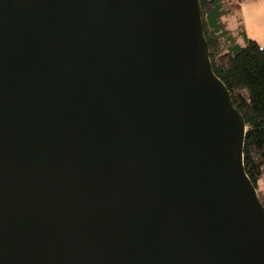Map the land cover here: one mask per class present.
Returning <instances> with one entry per match:
<instances>
[{
  "label": "water",
  "instance_id": "water-1",
  "mask_svg": "<svg viewBox=\"0 0 264 264\" xmlns=\"http://www.w3.org/2000/svg\"><path fill=\"white\" fill-rule=\"evenodd\" d=\"M246 133L200 0H0V264H264Z\"/></svg>",
  "mask_w": 264,
  "mask_h": 264
},
{
  "label": "trees",
  "instance_id": "trees-1",
  "mask_svg": "<svg viewBox=\"0 0 264 264\" xmlns=\"http://www.w3.org/2000/svg\"><path fill=\"white\" fill-rule=\"evenodd\" d=\"M254 0H200L215 75L244 118L246 174L264 206V50L248 39L241 5Z\"/></svg>",
  "mask_w": 264,
  "mask_h": 264
},
{
  "label": "crops",
  "instance_id": "crops-1",
  "mask_svg": "<svg viewBox=\"0 0 264 264\" xmlns=\"http://www.w3.org/2000/svg\"><path fill=\"white\" fill-rule=\"evenodd\" d=\"M241 15L248 39L264 50V0L243 3Z\"/></svg>",
  "mask_w": 264,
  "mask_h": 264
}]
</instances>
